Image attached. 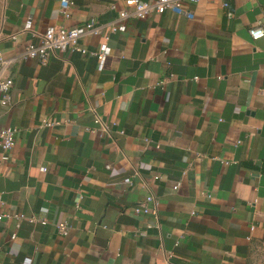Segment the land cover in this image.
<instances>
[{
	"label": "crops",
	"instance_id": "0c3cea01",
	"mask_svg": "<svg viewBox=\"0 0 264 264\" xmlns=\"http://www.w3.org/2000/svg\"><path fill=\"white\" fill-rule=\"evenodd\" d=\"M72 2L64 17L60 0H0L5 59L49 26L105 25L85 53L5 69L0 128L17 131L0 159V264H264V37L248 33L264 0H199L190 18L115 33L123 0ZM149 194L156 215L134 214Z\"/></svg>",
	"mask_w": 264,
	"mask_h": 264
},
{
	"label": "built area",
	"instance_id": "2783aa9c",
	"mask_svg": "<svg viewBox=\"0 0 264 264\" xmlns=\"http://www.w3.org/2000/svg\"><path fill=\"white\" fill-rule=\"evenodd\" d=\"M199 0H123L124 7L120 9L116 20L107 25L110 33L121 32L126 29V19L134 17L144 19L152 14H162L164 12H172L177 15H184L188 18L192 17V11L187 8V3H196ZM72 0H60L59 12L64 17L70 16ZM226 5V3L224 4ZM232 15V12H228ZM105 25L91 19L84 23L73 26L52 25L45 29L39 35V42L34 43L29 41L24 49L16 56L5 59L1 56L0 51V103L3 106L10 107L12 105V97L10 94L13 80L5 74L6 67L12 62L21 60L35 59L40 64H45L48 57L53 51H80L86 52V49L80 46L79 40L85 36L100 34ZM30 27V21H27L25 28ZM250 37L254 40L264 37V18L257 20L248 28ZM107 38V36H106ZM110 48L102 43L95 54L98 58L100 67L103 65L106 55ZM264 93V89L262 90ZM16 128L5 126L0 128V159L6 161L9 159L11 149L15 144ZM147 140V139H145ZM44 169V168H43ZM177 185H175V188ZM1 201V199H0ZM155 198L152 194L147 195L140 203L132 207L134 214H153L156 215L154 203ZM6 216L5 213H0V219ZM45 222V221H43ZM56 228L61 235H65L68 230V225L64 222L56 223Z\"/></svg>",
	"mask_w": 264,
	"mask_h": 264
}]
</instances>
